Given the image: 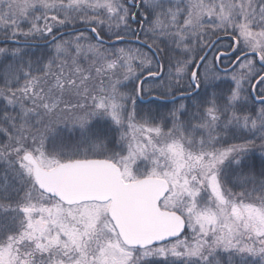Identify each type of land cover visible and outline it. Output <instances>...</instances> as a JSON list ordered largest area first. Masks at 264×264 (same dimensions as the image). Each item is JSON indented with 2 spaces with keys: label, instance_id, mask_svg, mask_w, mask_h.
<instances>
[{
  "label": "snow or ice",
  "instance_id": "6c2138e0",
  "mask_svg": "<svg viewBox=\"0 0 264 264\" xmlns=\"http://www.w3.org/2000/svg\"><path fill=\"white\" fill-rule=\"evenodd\" d=\"M0 264H264V0H0Z\"/></svg>",
  "mask_w": 264,
  "mask_h": 264
}]
</instances>
